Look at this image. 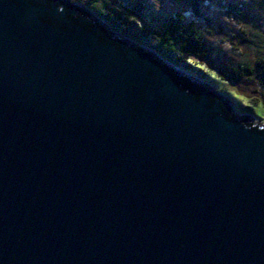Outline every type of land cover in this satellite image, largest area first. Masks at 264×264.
<instances>
[{"label": "water", "instance_id": "1", "mask_svg": "<svg viewBox=\"0 0 264 264\" xmlns=\"http://www.w3.org/2000/svg\"><path fill=\"white\" fill-rule=\"evenodd\" d=\"M95 13L0 0V264H264V124Z\"/></svg>", "mask_w": 264, "mask_h": 264}, {"label": "rangeland", "instance_id": "2", "mask_svg": "<svg viewBox=\"0 0 264 264\" xmlns=\"http://www.w3.org/2000/svg\"><path fill=\"white\" fill-rule=\"evenodd\" d=\"M234 2L242 5L243 17L237 9L229 6ZM139 5H142L141 9ZM114 6L132 20L127 32L136 42H141L149 31L159 32L167 16L181 13L188 20L195 21L216 61L254 65L258 58L264 56V0H209L204 8L206 16L211 19L209 23L195 18L182 0H99L90 8L106 12ZM199 62L203 64V61ZM204 68L212 76L209 82H204L232 100L235 114H246L264 124V85L261 86L256 79L229 83L215 75L212 65L204 64Z\"/></svg>", "mask_w": 264, "mask_h": 264}, {"label": "trees", "instance_id": "3", "mask_svg": "<svg viewBox=\"0 0 264 264\" xmlns=\"http://www.w3.org/2000/svg\"><path fill=\"white\" fill-rule=\"evenodd\" d=\"M98 1L83 0V3L90 7L92 4L98 3ZM182 1L189 7L190 12L195 18L201 19L205 23L210 22L211 19L204 12V8L209 0ZM229 6L237 9V13L240 16H244V12L240 8L242 7L241 4L234 2ZM141 8L142 5H139V9ZM94 11L113 31L119 32L131 39L127 32V26L132 20L118 7L114 6L106 12H97L95 9ZM141 11H137V13ZM138 43L149 47L161 58L203 81L209 82V78L212 77L209 70L204 68V64H210L215 71V75L221 80L229 83H239L244 80L251 81L256 79L261 86L264 85V56L258 58L254 65L246 62L232 65L216 61V58L210 54L209 49L206 47L205 38L195 21L188 20L181 13L167 16L159 32H147V36L141 38V42L138 41ZM199 61H203V64Z\"/></svg>", "mask_w": 264, "mask_h": 264}]
</instances>
